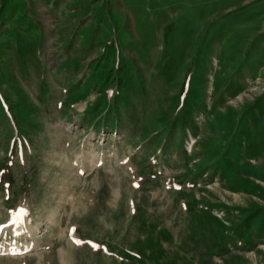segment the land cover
<instances>
[{
	"label": "rangeland",
	"instance_id": "obj_1",
	"mask_svg": "<svg viewBox=\"0 0 264 264\" xmlns=\"http://www.w3.org/2000/svg\"><path fill=\"white\" fill-rule=\"evenodd\" d=\"M18 208L0 264H264V0H0Z\"/></svg>",
	"mask_w": 264,
	"mask_h": 264
},
{
	"label": "snow or ice",
	"instance_id": "obj_2",
	"mask_svg": "<svg viewBox=\"0 0 264 264\" xmlns=\"http://www.w3.org/2000/svg\"><path fill=\"white\" fill-rule=\"evenodd\" d=\"M77 244H79L80 243V241H75ZM95 247V246H94Z\"/></svg>",
	"mask_w": 264,
	"mask_h": 264
}]
</instances>
